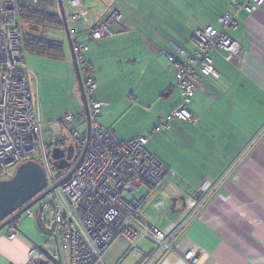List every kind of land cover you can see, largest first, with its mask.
Listing matches in <instances>:
<instances>
[{
	"label": "crops",
	"instance_id": "obj_1",
	"mask_svg": "<svg viewBox=\"0 0 264 264\" xmlns=\"http://www.w3.org/2000/svg\"><path fill=\"white\" fill-rule=\"evenodd\" d=\"M45 1H56L54 5L62 17L59 0ZM81 1L86 17L68 22L73 42L78 38L89 47L83 57L97 83L89 100L104 104L100 124L128 141L180 105L176 66L170 59H181L177 47L195 51V32L209 25L218 26L220 16L233 11L232 4L238 0ZM63 5L67 18L80 12L67 0ZM111 10L121 14L123 21L111 24V35L90 39L89 28ZM56 30L62 33L59 37ZM45 31L49 42L59 39L63 46L56 50L42 43L40 52L32 53L40 66L48 65V70L69 59L73 62L64 24ZM228 32L240 44L241 52L230 60L225 51L210 55L218 76H203L188 105L197 121L173 120L147 145L169 174L157 188L144 185L149 191L143 196L147 203L142 206L140 223L168 230L184 217V212H172L171 198L185 197L188 202L192 191L204 181L215 184L194 217L171 241L174 249L157 264H194L184 258L191 250L199 254L196 264H264V4L253 13L242 12L240 27ZM28 45L24 42L26 50ZM47 81L45 76L42 82ZM34 87L32 80V90L39 98L42 120L49 131L48 142L53 137L52 146L61 144L62 111L72 109L73 103L78 114H84L78 80L75 99L64 104L56 115L51 110L47 115L41 89L36 94ZM62 100L65 102V98ZM74 124L77 128L85 124L80 132L86 136V119ZM59 129L60 133L51 132ZM182 208L180 199L175 209ZM10 233H16L15 238ZM34 246L39 247L18 223L3 229L0 264H26ZM127 248L123 240L114 242L105 254L106 262L113 264L123 259L121 264H140L143 254L153 252L156 245L142 239L140 252L126 255ZM65 254L64 251L62 259Z\"/></svg>",
	"mask_w": 264,
	"mask_h": 264
},
{
	"label": "built area",
	"instance_id": "obj_2",
	"mask_svg": "<svg viewBox=\"0 0 264 264\" xmlns=\"http://www.w3.org/2000/svg\"><path fill=\"white\" fill-rule=\"evenodd\" d=\"M67 1L80 11L67 18V21L86 17L81 0ZM40 3L41 0H0V181L12 177L17 168L28 160L36 161L45 168L49 184L52 182L51 187L64 179L49 195L52 204L45 205L42 219L50 232L47 243L56 244L55 254H61L60 245L68 248L67 264H109L105 254L114 242L125 241L128 244L126 255H130L140 252L142 239L152 241L156 248L151 253L143 254L140 264H157L174 249L171 241L194 217L200 202L211 193L215 184L207 180L195 188L188 199L184 217L168 230L140 223L141 209L147 202L146 197L136 198L134 192L144 185L150 188L161 186L169 174L168 168L148 151L147 145L157 133L168 129L173 120L197 121L188 105L203 76H218L211 53L225 51L229 60L238 56L241 46L228 30L240 27L241 13L257 11L264 0L235 1L232 4L233 11L220 16L218 26L209 25L195 32L197 48L193 54L177 47L181 59H170L176 66L180 105L155 126L128 141L117 138L100 124L104 104L89 100V95L97 89L92 70L83 57L89 47L76 38L74 51L88 97L90 138L81 163L77 168L74 167L78 159L60 178L53 171V146H48L53 137L51 143L48 142L49 131L42 120L39 98L34 96L32 90L33 75L26 66L18 26L20 7L38 9L40 12L55 8H40ZM122 21L123 16L111 10L89 28V38L100 40L111 35V24ZM83 115L87 121L86 114ZM75 120L74 111L65 110L62 113L64 134L68 138L79 136L85 147L88 130L86 136H82L74 124ZM72 169L74 172L65 179ZM33 207L8 227H15L25 213L37 219L38 214L32 210ZM15 236L16 233H10L12 239ZM43 249L34 246L26 264H39L36 257ZM184 258L196 264L199 254L191 250ZM122 261L119 259L113 264H121Z\"/></svg>",
	"mask_w": 264,
	"mask_h": 264
},
{
	"label": "water",
	"instance_id": "obj_3",
	"mask_svg": "<svg viewBox=\"0 0 264 264\" xmlns=\"http://www.w3.org/2000/svg\"><path fill=\"white\" fill-rule=\"evenodd\" d=\"M59 6L61 8L63 24L66 29V35L68 40V45L70 47L72 59L75 67V74L77 76L79 91L81 94V100L84 105V113L87 116V124H88V141L85 144L83 152L74 166H77L81 163L87 147L89 145L90 138V118H89V104L88 97L85 92V86L83 83V79L81 76L78 60L76 57V53L74 51V42L72 38V34L70 31L69 23L67 21V16L64 12L63 0H59ZM75 154V146L70 145L67 149H61L60 147H55L52 150L51 158L54 160L53 165L58 170H65L71 165V160L73 159ZM74 168V169H75ZM74 169L70 171V173L65 177L67 179L73 172ZM64 179L58 182L53 187L48 188L49 182L45 168L38 162L33 160H28L22 163L12 177L9 179H4L0 181V232L7 228L10 223L16 220L22 213H24L27 209L37 205L38 203L45 200L53 190L59 187L63 183ZM183 200V208L176 210V204L179 200ZM172 204L170 205V209L172 212H184L187 206V201L185 197H173L171 198ZM46 204H52V200L46 201L40 209L37 211L38 218V226L39 229L45 234L49 235L50 232L45 228V224L42 219V212ZM31 239V238H30ZM43 252L54 262L57 264H63L62 256L59 252L57 254H53L46 249H43Z\"/></svg>",
	"mask_w": 264,
	"mask_h": 264
},
{
	"label": "rangeland",
	"instance_id": "obj_4",
	"mask_svg": "<svg viewBox=\"0 0 264 264\" xmlns=\"http://www.w3.org/2000/svg\"><path fill=\"white\" fill-rule=\"evenodd\" d=\"M165 4V3H164ZM175 7H177L176 3H173ZM73 24V23H72ZM83 23H80V27H82ZM75 25V24H73ZM72 25V26H73ZM78 25V24H76ZM62 33L59 32V30L55 31L56 37H59ZM66 43L67 39L65 38ZM68 45V43H67ZM188 51V50H187ZM190 54H193V51H188ZM215 53H211L212 57H214ZM26 66L30 70L31 75H33V86L35 93L38 94V90L42 92V95L45 99V108L47 115H51L50 110L56 115L58 111L64 106V104H70L72 100L75 99L74 96V89L77 84V76L75 74V67L73 66V62L71 59H69L68 63H64V65L58 66L56 69L53 67L48 68V65L40 66V63L38 61V57H36L32 53L26 54ZM43 70H47L48 72H44ZM45 76H48V81L43 83L42 80L45 79ZM41 83V86H40ZM47 96V97H46ZM63 98H65V102H63ZM51 103V104H50ZM53 103V104H52ZM79 109L82 110V107L79 106ZM72 110L76 113V125L79 124V122H82L84 120L83 114H78L77 110L78 107L73 106L72 103ZM64 110L62 111V113ZM45 123V122H44ZM85 124H80L78 126L79 130H83ZM52 133H60L59 131L51 130ZM62 144H65L66 146L74 145L75 146V157L72 160V164L76 163V161L81 156L84 145L82 143V139L79 138V136H71V138H68L66 135L62 134L61 139ZM56 147L54 145L51 147V151ZM53 171L56 177L60 178L62 176V173L58 171L57 168L53 167ZM49 176V175H48ZM50 178V177H49ZM52 182L50 181L49 186L51 187ZM149 191V188L146 186H142L138 188V190L135 192L137 197L144 196ZM51 196H48L45 200L35 205L32 210L38 211L40 207L46 203V201L50 200ZM169 204H171V201L169 200ZM18 227L22 232H24L31 240L38 245L39 247H44V249L48 250L49 252L55 254L56 253V244L53 243H47V240L49 239L47 235H45L38 226V222L36 218L30 217L29 213H25L22 218L17 222ZM59 249L61 253L63 254L65 251V258H63L64 264H66V257L68 256L69 250L68 248H65L63 246H59Z\"/></svg>",
	"mask_w": 264,
	"mask_h": 264
},
{
	"label": "trees",
	"instance_id": "obj_5",
	"mask_svg": "<svg viewBox=\"0 0 264 264\" xmlns=\"http://www.w3.org/2000/svg\"><path fill=\"white\" fill-rule=\"evenodd\" d=\"M56 1L46 2L45 0H41L40 8L53 6L52 10H48L46 12H40L38 9H26L24 7H20L18 12V26L21 31L22 36V45L23 50L24 42H28V49L24 50L29 53H39L40 48H42V43L46 45L49 44L52 49L60 50L61 46H63L62 41L51 40L49 42V38L44 33L48 27L54 26L58 27L63 25L62 17L60 12L57 9V4L54 5ZM26 25V26H25ZM25 39V41H24ZM49 42V43H48ZM49 147L52 145L49 144ZM38 262L39 264H57L52 259H50L43 251L39 253Z\"/></svg>",
	"mask_w": 264,
	"mask_h": 264
},
{
	"label": "flooded vegetation",
	"instance_id": "obj_6",
	"mask_svg": "<svg viewBox=\"0 0 264 264\" xmlns=\"http://www.w3.org/2000/svg\"><path fill=\"white\" fill-rule=\"evenodd\" d=\"M57 147H60L61 149H67L69 146H66L65 144H58V145H56ZM76 152V151H75ZM74 157H75V154H74ZM74 157H73V159H74ZM72 159V160H73ZM72 160H71V165L68 167V168H66L65 170H58L60 173H62V175H65L66 174V172H68V170L69 169H71L72 168ZM13 223V222H12Z\"/></svg>",
	"mask_w": 264,
	"mask_h": 264
}]
</instances>
